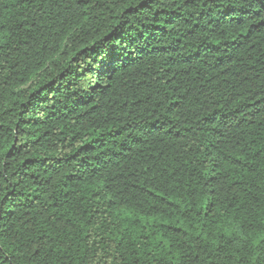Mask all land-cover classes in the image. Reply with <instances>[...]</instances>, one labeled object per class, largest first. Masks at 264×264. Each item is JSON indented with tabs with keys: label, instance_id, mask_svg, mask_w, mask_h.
<instances>
[{
	"label": "trees",
	"instance_id": "1",
	"mask_svg": "<svg viewBox=\"0 0 264 264\" xmlns=\"http://www.w3.org/2000/svg\"><path fill=\"white\" fill-rule=\"evenodd\" d=\"M0 264H264V0H0Z\"/></svg>",
	"mask_w": 264,
	"mask_h": 264
}]
</instances>
